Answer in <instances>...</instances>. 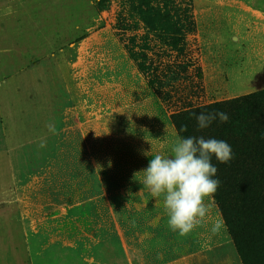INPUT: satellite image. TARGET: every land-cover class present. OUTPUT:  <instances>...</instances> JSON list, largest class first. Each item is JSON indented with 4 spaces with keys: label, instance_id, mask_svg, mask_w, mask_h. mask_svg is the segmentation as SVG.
<instances>
[{
    "label": "rangeland",
    "instance_id": "rangeland-1",
    "mask_svg": "<svg viewBox=\"0 0 264 264\" xmlns=\"http://www.w3.org/2000/svg\"><path fill=\"white\" fill-rule=\"evenodd\" d=\"M148 2L0 0V264H264L214 197L173 232L139 173L173 114L264 89V0Z\"/></svg>",
    "mask_w": 264,
    "mask_h": 264
},
{
    "label": "trees",
    "instance_id": "trees-1",
    "mask_svg": "<svg viewBox=\"0 0 264 264\" xmlns=\"http://www.w3.org/2000/svg\"><path fill=\"white\" fill-rule=\"evenodd\" d=\"M140 1V11L148 22L155 23L164 15L165 10L152 6L149 0L145 4ZM134 54L145 72L144 54ZM214 111L227 113L228 121L217 119L208 128L198 129L196 115ZM172 118L179 130L187 126V131H180L182 138H216L231 146L233 159L229 163L212 158L218 169L214 179L220 181L214 198L240 251H251L264 238V89L227 101L189 105Z\"/></svg>",
    "mask_w": 264,
    "mask_h": 264
},
{
    "label": "clouds",
    "instance_id": "clouds-1",
    "mask_svg": "<svg viewBox=\"0 0 264 264\" xmlns=\"http://www.w3.org/2000/svg\"><path fill=\"white\" fill-rule=\"evenodd\" d=\"M217 119L226 123L229 117L223 111L201 112L196 115L197 127L206 129ZM47 127L50 133H56L53 125ZM180 131H187V126H182ZM40 147L45 144L41 143ZM213 157L221 164L229 163L233 159L231 146L216 138L178 136L170 155L155 154L148 166L139 172L143 173L140 182L152 197H163L168 226L180 237L203 225L209 212L205 200L214 197L220 186L219 179H214L218 169L212 163ZM223 227L224 221L217 219L211 231L216 234Z\"/></svg>",
    "mask_w": 264,
    "mask_h": 264
}]
</instances>
